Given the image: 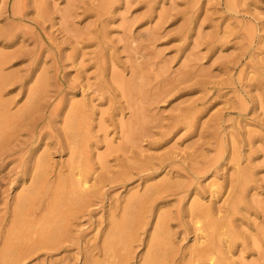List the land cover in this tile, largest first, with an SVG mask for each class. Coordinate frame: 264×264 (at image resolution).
<instances>
[{"label":"rangeland","instance_id":"obj_1","mask_svg":"<svg viewBox=\"0 0 264 264\" xmlns=\"http://www.w3.org/2000/svg\"><path fill=\"white\" fill-rule=\"evenodd\" d=\"M0 264H264V0H0Z\"/></svg>","mask_w":264,"mask_h":264},{"label":"bare ground","instance_id":"obj_2","mask_svg":"<svg viewBox=\"0 0 264 264\" xmlns=\"http://www.w3.org/2000/svg\"><path fill=\"white\" fill-rule=\"evenodd\" d=\"M237 200H238V199L235 198V201H234L233 206H235V203L237 202ZM233 206H232V208H234V209H231V207L228 206V207H229V212L231 211V213L233 212L232 210H235V207H233ZM207 224L210 226V228H213V227L215 226V224H214L212 221H210V220L207 221ZM207 224H206V225H207ZM209 226H208V227H209Z\"/></svg>","mask_w":264,"mask_h":264}]
</instances>
